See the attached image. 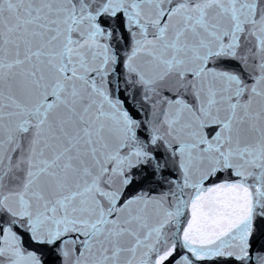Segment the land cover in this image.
<instances>
[{
  "label": "snow or ice",
  "instance_id": "1",
  "mask_svg": "<svg viewBox=\"0 0 264 264\" xmlns=\"http://www.w3.org/2000/svg\"><path fill=\"white\" fill-rule=\"evenodd\" d=\"M0 264H264V0H0Z\"/></svg>",
  "mask_w": 264,
  "mask_h": 264
}]
</instances>
